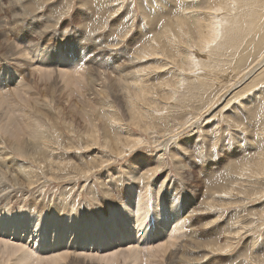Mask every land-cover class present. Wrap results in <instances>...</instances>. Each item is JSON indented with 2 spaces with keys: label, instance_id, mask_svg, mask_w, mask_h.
I'll return each instance as SVG.
<instances>
[{
  "label": "rangeland",
  "instance_id": "obj_1",
  "mask_svg": "<svg viewBox=\"0 0 264 264\" xmlns=\"http://www.w3.org/2000/svg\"><path fill=\"white\" fill-rule=\"evenodd\" d=\"M263 10L264 0H0V220L55 221L61 241L53 248V232L42 244L40 238L26 242L30 233L14 237L0 230V264H19L26 252L5 257L3 243H25L32 258L75 252L97 264L130 250V256L150 253L139 264H168L169 252L180 253L182 262L175 264H264ZM255 14L263 17L254 31ZM209 16L217 19L213 24L230 23L222 41L216 25V38L202 45L197 23L208 34ZM184 17L185 27L170 24ZM169 24L161 43L156 35ZM157 43L164 55L153 53ZM90 72L97 79L93 88ZM125 73L138 74L134 80ZM142 88L149 90L147 102L126 97ZM134 103L151 105L134 110ZM28 118L37 121L29 132ZM135 139L143 140L139 149L120 152ZM147 170L153 171L145 179ZM138 210L141 221L154 222L152 233L133 228ZM127 217L132 227L125 237L97 248L93 241L72 245L89 224L113 218L123 226ZM167 231L175 232L173 246L166 256L152 255L154 246L170 241ZM226 242L230 250L214 251Z\"/></svg>",
  "mask_w": 264,
  "mask_h": 264
},
{
  "label": "bare ground",
  "instance_id": "obj_2",
  "mask_svg": "<svg viewBox=\"0 0 264 264\" xmlns=\"http://www.w3.org/2000/svg\"><path fill=\"white\" fill-rule=\"evenodd\" d=\"M12 1V0H11ZM166 1V0H165ZM258 1H260V0H255V2H258ZM17 5V4H16ZM166 6V5H165ZM168 6V5H167ZM9 8V7H8ZM91 10V9H90ZM163 10V9H162ZM264 11V10H263ZM32 12H33V10H32ZM163 12H164V10H163ZM163 14V13H162ZM207 14H209V13H207ZM263 14H264V12H263ZM31 15V14H30ZM23 16V15H22ZM29 16V15H28ZM210 17V16H209ZM263 17V15H257V14H255L254 15V21H252V23H251V27H252V29L255 31L256 29H258V28H260V19ZM8 19V18H7ZM24 19V18H23ZM25 19H27V18H25ZM189 19V18H188ZM1 20V19H0ZM10 20V19H9ZM216 20L217 19H213V18H209V23H208V25L206 26V28H208V34H206V35H204L203 34V31L201 30V28L203 27L202 26V22H200V21H198V23H197V25H198V27H199V34L201 35V36H199L198 37V35L196 36V37H198V40H199V42H201V44L203 45V44H206L207 42H209L211 39H214V38H216V35H217V30L215 29V26L216 25H219L220 26V32H219V35H218V38L221 40V38H224V34H225V32H226V30H225V25H228L230 22H228V23H226V21H224V20H222L220 23L218 22V23H216V24H213V23H215L216 22ZM226 20H229V19H226ZM16 21H17V18H15V21H13V26H12V32L13 33H16V30L18 29H15V23H16ZM99 21V20H98ZM171 22H173V24L172 23H170L171 25H174V26H178L177 28H179L180 27V29L181 28H183V27H185L186 25H188V20H187V18H182V19H177V18H174L173 19V21H171ZM19 23V22H18ZM26 23V22H25ZM232 23H233V21H232ZM235 23H236V21H235ZM38 24V23H37ZM166 24V23H165ZM170 24L169 25H166V27L164 28V30H162L160 33L159 32H157V33H159V34H157L156 35V37L158 38V39H160V42L162 43L164 40L162 39L163 37H164V35L166 36V32L168 31V29H170L169 28V26H170ZM212 24V25H211ZM234 25V24H233ZM5 26V25H4ZM19 26V25H18ZM23 26V25H22ZM150 26V25H149ZM1 27H2V25H1ZM173 27V26H172ZM3 28V27H2ZM235 28V27H234ZM233 28V29H234ZM176 29V28H175ZM179 29V30H180ZM186 29H187V27H186ZM241 29V28H240ZM84 30V29H83ZM156 31V30H155ZM1 32V31H0ZM87 32V31H86ZM139 32V31H138ZM37 33V32H36ZM176 33V32H175ZM4 34V33H3ZM6 35V34H5ZM154 35H155V33H154ZM153 35V36H154ZM204 35V36H203ZM233 35V34H232ZM38 36H40V34H38ZM56 36V35H55ZM186 36V35H185ZM237 36V35H236ZM227 37V36H226ZM153 38V37H152ZM174 38V37H173ZM186 38V37H185ZM4 39L5 38H3V41H4ZM6 39H8V38H6ZM12 39V38H11ZM155 39V38H154ZM197 39V38H196ZM55 40V39H54ZM53 40V41H54ZM167 40V39H166ZM12 41V40H11ZM120 41V40H119ZM154 41H157V40H154ZM222 41V40H221ZM220 41V42H221ZM5 42H8L7 40L5 41ZM13 42V41H12ZM106 42V41H105ZM10 44H11V42H9ZM140 43V42H139ZM150 43V42H149ZM172 42H170V43H166L165 42V45H164V47H166V44H168V45H170V46H173L172 44H171ZM182 43V42H181ZM184 44H185V41L183 42ZM5 44H8V43H5ZM158 45H159V43H157ZM187 44V43H186ZM186 44H185V46H186ZM1 45H4V44H2L1 43ZM154 45V44H153ZM156 45V44H155ZM8 46H10L9 44H8ZM8 46H7V48H8ZM13 46V44H11V47ZM176 46H180V45H176ZM15 47V46H14ZM16 47H17V45H16ZM15 47V48H16ZM136 47V46H135ZM148 47V46H147ZM150 47V46H149ZM160 47H161V45H159V46H155V48L156 49H154V51H153V53L154 54H163L164 55V52L165 51H161L162 53H160ZM182 47V46H181ZM15 48H11V49H13L12 51H16V54L18 53L17 52V50L18 49H15ZM18 48V47H17ZM176 48V47H175ZM174 48V49H175ZM231 48V47H230ZM10 49V48H9ZM20 49V48H19ZM160 49V50H159ZM8 50V49H7ZM6 50V51H7ZM43 50V49H42ZM100 50V49H99ZM152 50H153V48H152ZM1 51V50H0ZM9 51H11V50H9ZM15 51H14V53H15ZM105 51V50H104ZM113 51V50H112ZM184 51V50H183ZM182 51V52H183ZM8 52V51H7ZM21 52V51H20ZM138 52V51H137ZM140 52V51H139ZM169 52H171V51H169ZM4 54H5V52H3ZM2 53V54H3ZM13 53V52H12ZM13 53V54H14ZM172 53V52H171ZM18 54H20V53H18ZM110 54V53H109ZM167 54V53H166ZM159 55V56H160ZM3 56V55H2ZM6 56H7V54H6ZM11 56V55H10ZM9 56V57H10ZM14 56V55H13ZM12 56V58H14ZM15 56H17L18 57V55H15ZM22 56V55H21ZM138 56H140V55H138ZM145 56H146V54H145ZM155 56H157V55H155ZM8 57V56H7ZM2 58V57H1ZM127 58V57H126ZM148 58V57H147ZM152 58V57H151ZM7 59V58H6ZM8 60V59H7ZM137 61H138V59H136ZM141 60V59H140ZM144 60V59H143ZM171 60H172V58H171ZM175 60V59H174ZM194 63H196V64H199L200 63V61H197L196 59H193L192 60ZM95 62V61H94ZM122 62V61H121ZM132 62V61H131ZM139 62V61H138ZM170 63V62H169ZM172 63V62H171ZM132 64V63H131ZM137 64V63H136ZM186 64L188 65V56H187V58H186ZM176 65V64H175ZM29 66V65H28ZM132 66V65H131ZM34 70V69H33ZM37 70V69H36ZM40 70H42V69H40ZM45 70V69H44ZM66 70V69H65ZM38 71V70H37ZM89 71V70H88ZM106 71V70H105ZM144 71V70H143ZM39 72V71H38ZM44 71H42V73H43ZM48 72V71H47ZM47 72H45L44 73V75H46L47 74ZM130 72V71H129ZM142 72V71H141ZM141 72H139V73H141ZM40 73H41V71H40ZM42 73L40 74L41 75V79H43V75H42ZM52 73V72H51ZM51 73H48V74H50L51 75ZM66 73V72H65ZM65 73H63V74H65ZM72 73V72H71ZM74 73H76V72H74ZM116 73V72H115ZM23 74V73H22ZM33 74V73H32ZM37 74V73H36ZM47 74V75H48ZM88 74V73H87ZM102 74V73H101ZM125 74H127L125 77L126 78H130V79H134V78H136V74H138V73H125ZM130 74H132V75H130ZM34 75H35V73H34ZM39 74H38V76H40ZM66 75V74H65ZM70 75V74H69ZM139 75H141V74H139ZM138 75V76H139ZM31 76H33V75H31ZM37 76V75H36ZM50 77V76H49ZM62 77V76H61ZM65 77V76H64ZM70 77V76H69ZM62 79V78H61ZM86 79V78H85ZM51 80V79H50ZM65 80V79H64ZM79 80V79H78ZM125 80V79H124ZM135 80V79H134ZM37 81V80H36ZM45 81V80H44ZM62 81V80H61ZM81 81V80H80ZM83 81V80H82ZM88 84H90L91 85V87L93 88L94 87V85H96V82H97V79L95 78V75H94V72H90V75H89V77H88ZM139 81V80H138ZM35 82V81H34ZM78 82V81H77ZM76 82V83H77ZM133 83H132V85H134V88H137L138 89V87H139V85H136V82H134V81H132ZM141 82V81H140ZM49 83V82H48ZM47 83V84H48ZM66 83V82H65ZM70 83H74V82H70ZM138 83V82H137ZM236 83V82H235ZM23 83H21V85H22ZM34 84V83H33ZM38 84V83H37ZM75 84V83H74ZM126 85H127V83H125ZM129 84V83H128ZM25 85V86H24ZM24 85H22L23 86V88L24 87H26V84H24ZM76 85V84H75ZM100 85V84H99ZM116 85V84H115ZM142 85V84H141ZM21 86V87H22ZM37 86V85H36ZM39 86V85H38ZM41 86H43V85H41ZM44 86H46V85H44ZM49 86H50V84H49ZM54 86V85H53ZM52 86V87H53ZM113 86V85H112ZM35 87V86H34ZM80 87V86H79ZM128 87V86H127ZM144 87V86H143ZM132 88V87H131ZM145 88V87H144ZM144 88H142V89H139V93L137 94V96H135L134 94L133 95H131L132 93L130 92V91H127V93H126V97H130V101L131 102H134L135 101V99L133 98V97H137L136 99H140L141 100V103H144L145 101H146V97H147V95H146V93L145 92H147V90H148V88H146L147 90L146 91H144L145 89ZM227 88V87H226ZM16 89V88H15ZM18 89V90H17ZM16 90L17 91H14L15 93H17L19 90H20V88H17ZM22 89V88H21ZM113 89H115V88H113ZM171 89V88H170ZM228 89V88H227ZM22 90H25V89H22ZM45 90H47V89H45ZM53 90H54V88H53ZM116 90V89H115ZM42 91V90H41ZM132 91V90H131ZM149 91V90H148ZM6 92H8V91H6ZM10 92V91H9ZM20 92H22V91H20ZM26 92L28 93H30V91L28 90V88L26 89ZM33 92V91H32ZM54 92V91H53ZM56 92V91H55ZM58 92V91H57ZM56 92V93H57ZM87 92V91H86ZM118 92V91H117ZM138 92V91H137ZM1 94L3 93V92H0ZM12 93V92H11ZM25 93V92H24ZM50 93V92H49ZM55 93V94H56ZM4 94V93H3ZM2 94V95H3ZM18 94H20L19 92H18ZM21 94H23V93H21ZM20 94V95H21ZM47 94H48V92H47ZM51 94V93H50ZM82 94V93H81ZM84 94V93H83ZM6 96H7V94H5ZM10 95V94H9ZM28 95V94H27ZM56 95H58V94H56ZM79 95V94H78ZM101 95V94H100ZM1 97V96H0ZM20 97V96H19ZM25 97H27V96H25ZM31 97V96H30ZM51 97H52V95H51ZM55 97V96H54ZM92 97V96H91ZM94 97V96H93ZM139 97V98H138ZM158 97V96H157ZM157 97H156V99H157ZM170 97H171V95H170ZM53 98V97H52ZM72 98V97H71ZM116 98H117V96H116ZM159 98V97H158ZM128 99V98H127ZM50 100V99H49ZM171 100V99H170ZM116 101V100H115ZM147 102V101H146ZM153 102V101H152ZM36 103H38V102H36ZM118 103V102H117ZM151 103V102H150ZM150 103H148V105L150 104ZM133 105V109L134 110H136V108L137 109H139V108H141V107H144L145 106V108L147 107L145 104H144V106H143V104L142 105H139L138 103L137 104H132ZM151 105V104H150ZM149 105V106H150ZM153 105V104H152ZM37 106V105H36ZM141 106V107H140ZM148 106V107H149ZM147 107V108H148ZM254 108V107H253ZM59 109V108H58ZM150 109V108H149ZM59 110H61V108L59 109ZM143 110V109H142ZM146 110V109H145ZM112 111V110H111ZM58 112V111H57ZM139 112V111H138ZM62 113V112H61ZM46 114V113H45ZM144 114V113H143ZM43 115V114H42ZM41 115V116H42ZM145 115V114H144ZM35 116V115H34ZM200 116V115H199ZM147 117V116H146ZM49 118V117H48ZM40 119V118H39ZM149 119V118H148ZM36 121V120H35ZM35 121H33V120H31V118H28L26 121H25V129L28 131V127L30 128V129H32V130H34V127H36L35 126V124H34V122ZM37 122V121H36ZM133 124H135V123H133ZM150 124V123H149ZM11 125H13V124H11ZM38 125V124H37ZM18 126V125H17ZM136 126V125H135ZM147 126V125H146ZM190 126V125H189ZM141 127V126H140ZM20 128V127H19ZM19 128H17V129H19ZM123 128V127H122ZM145 128H148L149 129V127H145ZM152 128V127H151ZM39 129V128H38ZM20 130V129H19ZM144 130V129H143ZM151 130V129H150ZM168 131V130H167ZM170 131V130H169ZM29 132V131H28ZM175 131H171V134L172 135H175V133H174ZM182 132V131H181ZM22 133V132H21ZM31 134H34L33 132L31 133ZM39 134V133H38ZM27 135L28 136H31V135H29L28 133H27ZM35 135V134H34ZM171 136V135H170ZM114 138V137H113ZM112 138V139H113ZM136 138V137H135ZM126 138H124V140H125ZM123 140V139H122ZM141 141H143L142 139H135V140H133V141H131V142H129L128 144H124L123 146H121L119 149L121 150L120 152L121 153H124L125 154V152L126 151H129V152H131V151H133L134 152V150H136V149H139L140 147H141V145H142V143H141ZM20 148V147H19ZM18 151H19V149H18ZM22 151V150H21ZM23 152V151H22ZM21 152V153H22ZM25 154V153H24ZM105 164H108V163H105V162H103V164H101V166L103 167V166H105ZM263 164V168H264V162L262 163ZM101 167V168H102ZM107 167V166H106ZM260 168V167H259ZM56 169H57V167H56ZM92 169H94L93 167H91V168H89V169H87L86 170V175L92 170ZM108 169V168H107ZM57 171H58V169H57ZM153 171V170H152ZM151 170H147V172H144L145 174L144 175H142V177L143 178H145V179H147V176L149 177V175H150V173L152 172ZM264 171V170H263ZM20 172H22L21 170H20ZM254 172V171H253ZM52 173V172H51ZM55 175V174H54ZM90 175V174H89ZM154 174H152V176H153ZM21 176H23V175H21ZM24 176H25V174H24ZM85 177V176H84ZM23 178V177H22ZM25 178V177H24ZM27 178V177H26ZM134 178H135V176H134ZM20 179V178H19ZM77 180V179H76ZM217 187V186H216ZM32 189V188H31ZM219 189V188H218ZM176 190V189H175ZM148 192V191H147ZM146 193V192H145ZM147 194V193H146ZM145 194V195H146ZM141 195H143V194H141ZM168 195V194H167ZM171 195V194H170ZM173 195V194H172ZM148 196V195H147ZM146 197V196H145ZM169 197H173V196H169ZM0 198H2L3 199V197L2 196H0ZM138 199V198H137ZM173 199H174V197H173ZM173 199L171 200V199H169L170 201H173ZM251 199V198H250ZM140 200H142L141 198H140ZM144 200V199H143ZM138 201V200H137ZM169 201V202H170ZM120 202V201H119ZM132 202V201H131ZM142 202V201H141ZM145 203H147L146 201H144ZM4 203V202H3ZM10 203V202H9ZM60 203V202H59ZM57 204L58 203H56V206H57ZM136 204H138V202H136ZM176 204V203H175ZM174 204V205H175ZM122 205V204H121ZM148 205H149V203H148ZM59 206V205H58ZM63 206V205H62ZM115 206V205H114ZM140 206H143L142 204L140 205ZM139 205H137V207H139V208H137V209H140V208H143V207H140ZM145 207V206H144ZM150 207V206H149ZM57 208V207H56ZM146 209H147V207H145ZM152 208V207H151ZM67 209V208H66ZM79 209V208H78ZM83 209V208H82ZM92 209V208H91ZM175 209V208H174ZM58 210V209H57ZM142 210V209H141ZM140 210V212H139V210L138 211H135L136 213H135V223H133V228L135 229V230H138L139 228H141V227H145L146 229H147V231H149V229L152 227H154V226H151V225H153L154 224V222L150 219V220H148L147 219V217L144 219V221H141V216H139L141 213H142V211H145V210H142L141 211ZM100 211H101V215H102V213L104 214L105 212H106V209H104V208H102V209H100ZM152 211V210H151ZM47 212H48V210H47ZM137 212H139V213H137ZM200 212V211H199ZM44 213H46V212H44ZM64 213V212H63ZM69 214H71V213H69ZM78 214V213H77ZM76 214V215H77ZM134 214V213H133ZM143 214V213H142ZM141 214V215H142ZM147 214V213H146ZM178 214V213H177ZM197 214V213H196ZM208 214V213H207ZM14 216V215H13ZM25 216V215H24ZM49 216V215H48ZM111 217H114V216H111ZM142 217H143V215H142ZM189 217V216H188ZM28 218V219H27ZM29 218H31V219H29ZM162 218V217H161ZM198 218H199V216H198ZM197 219V218H196ZM200 219V218H199ZM198 219V220H199ZM129 218L127 217L126 219H125V222L123 223L124 225L123 226H120V224L115 220V219H113V218H110V220L109 221H106V220H102L101 222H99V223H93V224H89L88 226H87V228H86V230H85V232H84V234H81L80 235V238H79V240H76V239H74L73 241H75L76 243H73L72 245H76V244H78V242H82V245H84L85 247L87 246V243L88 242H91V241H93V246H95L96 248H97V244L98 245H105V244H107V241H111V240H113V239H115V238H123V237H125V234H127V233H129V231H130V229L129 228H131L130 226H129V224L130 223H128L129 222ZM41 222H39L38 223V225H37V222L38 221H36L35 223H33V220H32V217H24V218H20V217H15V218H13V217H8V218H5L4 217V219H1L0 220V230H2L4 233H7L8 231L10 232L9 234H11L10 236H12V235H14V237H17L18 235H20L21 234V237L23 236V235H26V233H30V235H28L29 236V238L30 239H27L26 240V242H28V240L31 242V241H35L36 239H39L40 238V242L42 241V239H43V241L41 242L42 244H44L45 242H47L46 241V234H47V232L49 233V232H53L54 233V238L52 239V246H53V248H55V247H60L61 246V241H60V237L57 239V234H59V225L57 226V224L58 223H56L55 221H52V222H50V223H47L46 222V224H44V221H42V220H40ZM176 221V220H175ZM104 222H112V223H114V224H116V225H118V226H116V227H110V228H107V227H101L100 225L102 224V223H104ZM170 221H169V217H167L166 218V220L164 221V222H162V223H159L158 224V226L159 227H163L162 225H165V223L166 224H168ZM67 226L69 225V223L66 221V223H65ZM175 225H177V224H175ZM169 226H171V223L169 224ZM174 228H175V226H173ZM172 228V227H171ZM174 228H172V230H174L175 231V229ZM64 229H66V231H67V234L68 233H70L69 232V230L71 229V227H69V228H65L64 227ZM177 229H178V227H177ZM227 229V228H226ZM171 230V231H172ZM1 231V232H2ZM171 231H167L168 232V234L167 235H171V236H169V237H171V239H170V241L164 246V242H163V244H162V246L161 245H159V244H157L158 246H159V248L157 247L156 248V246H154L155 247V249H153L152 248V252H151V254L152 255H154L155 256V254H158L160 251L161 252H163L164 254H165V256H166V254L169 252V247H171V246H173V244H172V241H173V238L175 239L176 238V236L174 235L175 234V232H174V234L173 233H171ZM149 232H151V231H149ZM173 232V231H172ZM177 232H178V230H177ZM181 232V231H180ZM191 232V231H190ZM152 233V232H151ZM171 233V234H170ZM235 234V233H234ZM165 235H166V232H165ZM186 235V234H185ZM185 235H184V237H185ZM235 235H237V234H235ZM1 236V235H0ZM143 236V235H142ZM175 236V237H174ZM187 236H189V235H187ZM23 237H25V236H23ZM67 238V235H65L64 236V238ZM165 236H163V239H165L164 238ZM181 237V236H180ZM178 238V241H179V239H181V238ZM183 237V236H182ZM234 237V236H233ZM56 238V239H55ZM133 238V237H132ZM227 238V237H226ZM230 238H231V236H230ZM0 239H1V237H0ZM159 240H160V238H159ZM184 240H185V238H184ZM230 240H232V239H230ZM177 241V242H178ZM181 241V240H180ZM1 242V241H0ZM159 242V241H158ZM160 242H161V240H160ZM167 242V241H166ZM183 242V241H182ZM175 243V242H174ZM189 243V242H188ZM6 244V243H5ZM5 244L3 243V244H1V245H3V247H4V249H5V251L7 250V252L8 253H6L5 254V257H8L9 258V256H8V254L10 255L11 253H13V254H15V256L17 255L18 256V253H20V255H21V252H22V250H24V248H25V250H26V252H27V250L28 249H26L27 248V246H25L26 244L25 243H23V245H22V243L21 244H14V245H12V244H9L8 243V245H11V246H8V248L7 247H5ZM181 245L183 244V243H180ZM185 244V243H184ZM183 244V246H186V245H184ZM191 244V243H190ZM7 245V244H6ZM156 245V244H155ZM232 242H226L225 243V245H223V246H218L216 249H214V251L216 250L217 252H225V251H228V250H230L231 248H232ZM25 246V247H24ZM39 246H40V244H39ZM177 246V245H176ZM183 246H181V247H183ZM100 247V246H99ZM123 247V246H122ZM146 248V247H145ZM148 248H149V246H148ZM3 249V250H4ZM62 249V248H61ZM118 249V248H117ZM128 249V248H127ZM136 249H138V248H136ZM142 249H144V248H142ZM147 249V248H146ZM151 249V248H150ZM150 249H147V250H150ZM187 249H188V247H187ZM0 250H2V249H0ZM123 250V249H122ZM125 250V249H124ZM35 251V250H34ZM55 251V250H54ZM168 251V252H167ZM173 251V250H172ZM182 251V250H181ZM22 252L23 253V255H22V257H20V258H17V263L19 262V264H24L25 262V264H30L31 263V261L29 262V260H31V258L32 257H34L33 256V254L31 253H29V252ZM119 252V251H118ZM124 252H126L125 254L123 253H116L115 255H107L106 257L104 256L103 258H98L97 259V261L99 262V263H102V264H119V262L120 261H124V263H125V261H128V264L132 261V262H136V263H138L139 264V261H138V259H139V257L140 258H142L141 257V255L143 254L144 256L145 255H149L150 253H146L145 252V254L142 252V251H139L140 253L142 252V254L141 255H139V254H137L138 252H133L132 253V255L130 256L129 254H130V252H132L131 250H130V252L128 253L127 251H124ZM24 253H26V254H24ZM55 253V252H54ZM67 253V255H64V253H62V252H59V253H57V255L56 254H53V255H49L50 257H46L45 258V256H44V258H43V256H42V258H32L33 260H32V263L31 264H97V263H94V262H86V261H84L83 259H80L79 258V255H75L76 253L75 252H73V254L71 253L70 255H68V252H66ZM178 252H169V254H168V256L169 257H167V262H168V264H172V263H177V261H181L180 260V253L179 254H177ZM37 254V253H36ZM35 254V255H36ZM38 254H40V253H38ZM109 254V253H108ZM139 255V256H137V255ZM160 254V253H159ZM182 254V253H181ZM3 255H4V252H3ZM19 255V256H20ZM47 255V254H46ZM105 255V254H104ZM160 255H162V254H160ZM160 255L158 256V257H160ZM11 256H14V255H11ZM38 256H40V255H38ZM149 256H151V255H149ZM154 256H153V258H154ZM165 256L162 258V256H161V258H162V260L163 259H165ZM4 257V258H5ZM85 257V256H84ZM87 257V256H86ZM89 257H91L90 255H89ZM89 257H87L88 258V260H89ZM121 257H122V259H121ZM11 258V257H10ZM93 259L95 258L96 259V257L94 256V257H92ZM176 258H178V260L175 262V260H176ZM16 259V258H15ZM18 259H19V261H18ZM38 259H40V260H38ZM94 259V260H95ZM86 260V259H85ZM138 261V262H137ZM150 261V260H149ZM148 261V262H149ZM16 262V261H15ZM27 262H29V263H27ZM140 262H141V260H140ZM178 262V263H179ZM182 262V261H181ZM8 263V262H7ZM124 263H121V264H124ZM136 263H134V264H136ZM158 263V262H157ZM16 264V263H15ZM126 264H127V262H126ZM131 264H133V263H131ZM140 264H142V262L140 263ZM149 264H151V263H149ZM164 264V263H163ZM180 264V263H179ZM185 264V263H184Z\"/></svg>",
  "mask_w": 264,
  "mask_h": 264
},
{
  "label": "snow or ice",
  "instance_id": "obj_3",
  "mask_svg": "<svg viewBox=\"0 0 264 264\" xmlns=\"http://www.w3.org/2000/svg\"><path fill=\"white\" fill-rule=\"evenodd\" d=\"M170 7V6H169ZM0 63H2V62H0ZM35 222V221H34ZM101 227H107V228H110V227H116V226H118V225H116V224H114V223H112V222H104V223H102L101 225H100Z\"/></svg>",
  "mask_w": 264,
  "mask_h": 264
}]
</instances>
